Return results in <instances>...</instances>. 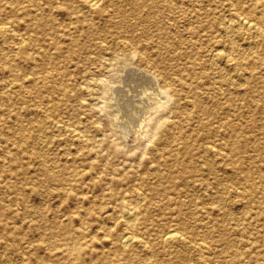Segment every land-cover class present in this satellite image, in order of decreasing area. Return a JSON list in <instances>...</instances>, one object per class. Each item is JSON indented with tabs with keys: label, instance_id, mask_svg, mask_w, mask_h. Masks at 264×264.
Listing matches in <instances>:
<instances>
[{
	"label": "rangeland",
	"instance_id": "1",
	"mask_svg": "<svg viewBox=\"0 0 264 264\" xmlns=\"http://www.w3.org/2000/svg\"><path fill=\"white\" fill-rule=\"evenodd\" d=\"M0 26V264H264V0H0Z\"/></svg>",
	"mask_w": 264,
	"mask_h": 264
},
{
	"label": "bare ground",
	"instance_id": "2",
	"mask_svg": "<svg viewBox=\"0 0 264 264\" xmlns=\"http://www.w3.org/2000/svg\"><path fill=\"white\" fill-rule=\"evenodd\" d=\"M85 2H86V4H87V6L88 7H95L99 2H100V0H85ZM163 2V1H162ZM152 15V14H151ZM240 18V17H239ZM245 18H242V21L240 22L241 23V25H243L244 27H245V29H254V28H256L254 25H257L256 23L254 24V23H252L251 21H248V20H244ZM224 20V19H223ZM240 20H241V18H240ZM237 22H239V21H237ZM229 24V23H228ZM228 24H227V26H228ZM237 24H239V23H237ZM230 25V24H229ZM3 26H5V25H3ZM2 26V27H3ZM225 26V25H224ZM1 27V26H0ZM258 27V26H257ZM261 29V28H260ZM262 32V31H261ZM225 35V34H224ZM11 37V36H10ZM160 38V37H159ZM229 38V37H228ZM125 41V40H124ZM126 43V42H125ZM123 44V43H122ZM231 44H232V42H231ZM244 45V44H243ZM123 46V45H122ZM248 48V47H247ZM216 49V48H215ZM231 49V48H230ZM220 51H221V49H220ZM132 52H133V50H132ZM243 53V52H242ZM133 56H134V54H132ZM131 55V56H132ZM139 56V55H138ZM212 58H214V59H219L220 58V53L216 50L215 52H213L212 53ZM227 56V55H226ZM228 56H229V54H228ZM135 57V56H134ZM238 57V56H237ZM132 58V57H131ZM220 62V61H219ZM218 62V63H219ZM145 65V64H144ZM128 66H129V64H128ZM131 68H134V67H131ZM145 68V67H144ZM141 69V68H140ZM134 70V69H133ZM137 70V69H136ZM144 70V69H143ZM137 73V72H136ZM141 73H144V71H141ZM232 73V72H231ZM140 74V73H139ZM147 75H149V74H147ZM225 75V74H224ZM103 78V77H102ZM137 78V77H136ZM146 78H148V77H146ZM140 80V79H139ZM153 80V79H152ZM155 81V80H154ZM153 81V82H154ZM90 82V81H89ZM134 82V81H133ZM150 82H151V80H150ZM152 82V83H153ZM161 82H163V81H161ZM168 82V81H167ZM139 84V83H138ZM154 84V83H153ZM157 84V82L155 83V85ZM161 84H163V83H161ZM187 84V83H186ZM142 85V84H141ZM147 85V84H146ZM159 85V84H158ZM140 86V85H139ZM136 87V86H135ZM159 87H160V85H159ZM158 87V88H159ZM162 88V87H161ZM161 88H160V90H161ZM159 90V89H158ZM141 92H144V91H142L141 90ZM152 92V91H151ZM159 92V91H158ZM161 92V91H160ZM163 93H162V95H167V92L166 91H162ZM166 92V93H165ZM147 93V92H146ZM154 93V92H153ZM141 94V93H140ZM142 94H144L145 95V93H142ZM160 94V93H159ZM148 95V94H147ZM154 96V95H153ZM171 96V95H170ZM157 97V96H156ZM169 97V96H168ZM168 97H166V98H168ZM165 98V97H164ZM165 98V99H166ZM120 99V98H119ZM119 99H117V100H119ZM122 99V98H121ZM139 99V98H138ZM146 99V98H145ZM153 99V98H152ZM162 99H163V97H162ZM161 99V100H162ZM169 99V98H168ZM167 100V99H166ZM164 101V100H163ZM116 102V101H115ZM194 102V101H193ZM145 105V104H144ZM161 105V104H160ZM134 106V105H133ZM138 106V105H137ZM159 106V105H158ZM118 107V106H117ZM144 107V106H143ZM156 107V106H155ZM154 107V109L155 110H157L156 108ZM116 108V107H115ZM161 108V107H160ZM163 109V108H162ZM161 109V110H162ZM132 110V109H131ZM145 110V109H144ZM158 110H159V108H158ZM157 110V111H158ZM161 110H159V111H161ZM116 112V111H115ZM129 112V111H128ZM135 112V111H134ZM117 114V113H116ZM122 114V113H121ZM165 119H167V118H165ZM119 120V119H118ZM136 120V119H135ZM163 120V119H162ZM122 122V121H121ZM137 123V122H136ZM142 123V122H141ZM161 123V122H160ZM116 124V123H115ZM59 126V125H58ZM140 126V125H139ZM157 126V125H156ZM128 127V126H127ZM126 127V128H127ZM65 128V127H64ZM68 128V127H67ZM170 128V127H169ZM73 130V129H72ZM124 130V129H123ZM132 131V130H131ZM133 131H134V129H133ZM145 131H146V129H145ZM70 132H71V130H70ZM78 132V131H77ZM155 132V131H154ZM72 133V132H71ZM174 136V135H173ZM153 140V139H152ZM207 145V144H206ZM95 153V152H94ZM142 159V158H141ZM238 191V190H237ZM142 201H143V199H142ZM137 203H138V201H137ZM135 205H133V207H134ZM128 207H130V206H128ZM132 208V207H131ZM135 209V208H134ZM134 209H132L133 210V212L135 211ZM132 210H128L127 209V211H130L128 214H127V218L125 217V219H128V223L131 221H134V220H132L133 218H134V215H135V213H133L132 212ZM122 216V215H121ZM136 217V216H135ZM124 219V220H125ZM126 221V220H125ZM127 222V221H126ZM126 224V223H125ZM184 225V224H183ZM133 226V225H132ZM171 231V230H170ZM131 234V233H130ZM130 234H124V235H122L121 237H120V244H121V246H127V245H129L132 241H133V238L135 237H133L132 235H130ZM181 236V235H180ZM135 239H136V237H135ZM134 239V240H135ZM140 239V238H139ZM161 239V238H160ZM173 239H176L177 240V238H176V234L175 233H171V232H166L164 235H163V242H170V241H172ZM181 239V238H180ZM263 245V244H262ZM197 258V257H196Z\"/></svg>",
	"mask_w": 264,
	"mask_h": 264
},
{
	"label": "clouds",
	"instance_id": "3",
	"mask_svg": "<svg viewBox=\"0 0 264 264\" xmlns=\"http://www.w3.org/2000/svg\"><path fill=\"white\" fill-rule=\"evenodd\" d=\"M164 102H166V101H163V102L161 103V107H163V103H164Z\"/></svg>",
	"mask_w": 264,
	"mask_h": 264
}]
</instances>
